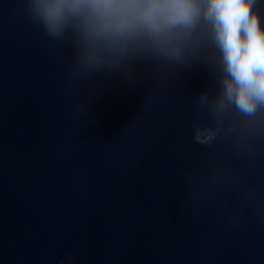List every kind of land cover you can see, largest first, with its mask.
I'll use <instances>...</instances> for the list:
<instances>
[{"label":"water","instance_id":"95a60500","mask_svg":"<svg viewBox=\"0 0 264 264\" xmlns=\"http://www.w3.org/2000/svg\"><path fill=\"white\" fill-rule=\"evenodd\" d=\"M25 9L0 0V264H264V140H193L213 70L84 81Z\"/></svg>","mask_w":264,"mask_h":264},{"label":"clouds","instance_id":"9594fccd","mask_svg":"<svg viewBox=\"0 0 264 264\" xmlns=\"http://www.w3.org/2000/svg\"><path fill=\"white\" fill-rule=\"evenodd\" d=\"M23 2L47 38L72 45L73 71L84 81L98 73L130 78L142 62L157 69L207 64L216 87L196 98L209 122H193L194 142L211 147L223 137L238 154H257L264 140V0ZM254 195L246 191L244 202L257 209ZM59 264H73L72 254Z\"/></svg>","mask_w":264,"mask_h":264}]
</instances>
